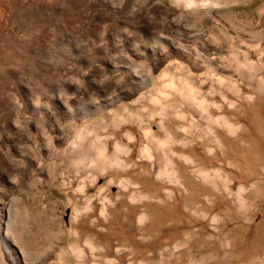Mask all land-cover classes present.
Masks as SVG:
<instances>
[{"label":"rangeland","instance_id":"rangeland-1","mask_svg":"<svg viewBox=\"0 0 264 264\" xmlns=\"http://www.w3.org/2000/svg\"><path fill=\"white\" fill-rule=\"evenodd\" d=\"M194 1L0 0V202L30 264H264V0ZM172 19L210 30L223 75L172 55L152 83L145 33Z\"/></svg>","mask_w":264,"mask_h":264},{"label":"bare ground","instance_id":"bare-ground-1","mask_svg":"<svg viewBox=\"0 0 264 264\" xmlns=\"http://www.w3.org/2000/svg\"><path fill=\"white\" fill-rule=\"evenodd\" d=\"M12 1H16V0H12ZM213 1V0H212ZM9 2V1H8ZM29 2V1H28ZM39 2V1H38ZM182 2L183 3H186L187 5H190V6H194L195 4H196V2L194 1V0H182ZM181 2V3H182ZM16 3V2H15ZM21 3V2H20ZM182 3V4H183ZM9 4V3H8ZM33 4V3H32ZM65 4V3H64ZM208 4V3H207ZM10 5H11V3H10ZM14 5V4H13ZM30 5V4H29ZM184 5V4H183ZM15 6V5H14ZM102 6V5H101ZM179 6V5H178ZM185 7V6H184ZM187 7H189V6H187ZM186 7V8H187ZM196 7V6H195ZM13 8V7H12ZM12 8H10L11 9V11H12ZM15 8V7H14ZM92 8V7H91ZM96 8V7H95ZM136 8V7H135ZM98 9V8H97ZM191 10L193 9V8H190ZM187 10V9H186ZM209 10V9H208ZM15 11V10H14ZM195 11V10H194ZM194 11H192L193 13H194ZM203 11L205 12L206 10H204L203 9ZM210 11V10H209ZM83 13H84V10L82 11ZM197 12V11H196ZM203 12V13H204ZM208 12V11H207ZM81 13V12H80ZM185 13V12H184ZM188 13V12H187ZM212 13V12H211ZM191 14V13H190ZM195 14V13H194ZM208 13H206V15H207ZM87 15V14H86ZM85 15V16H86ZM192 15V14H191ZM206 15H204V16H206ZM210 15V14H209ZM84 16V15H83ZM193 16V15H192ZM179 17V16H178ZM196 17V16H195ZM199 16L197 15V18H198ZM208 17V16H207ZM177 18V17H176ZM180 18V17H179ZM205 18V17H204ZM199 19H202V18H199ZM96 20V19H95ZM117 20V19H116ZM9 21H11V20H9ZM88 21V20H87ZM120 21V20H119ZM184 21V20H183ZM88 22H91V21H88ZM87 22V23H88ZM181 22H182V18H181ZM180 22V20H176V19H172V20H170L169 22H168V24L167 25H164V24H162L160 27H159V29H155V30H152V29H150L149 31H146V33H145V36L147 37V40H148V38H152V39H157L159 42H161V43H163L166 47H167V49L165 50V49H161L160 51H158L159 53L157 54V55H159V58L154 62V64H153V66H151L150 67V70H149V72H150V77H151V79H152V83H153V79H154V76H153V72H156V70L157 69H159V66L161 65V62L163 61V59L164 60H166V58H168L169 56H172V55H177L178 57H180L181 59H183V60H185L187 63H189V65L193 68V69H196V70H200L201 71V73H207V72H210V73H218V74H220V75H223V73L227 70L226 68L227 67H225L224 65H222L221 63H219L218 61H217V59L215 58V56H210V54H209V50H211L212 48L214 49V47H213V43L211 42V41H209L208 39H206V38H204L205 36H207V35H205L206 33H203V32H205V30L207 31L208 29H203V32H200L199 31V29L197 30V29H195V28H193V27H187V26H185V25H182V23ZM235 22V21H234ZM12 23V22H11ZM11 23L9 24V25H11ZM237 23V22H236ZM13 24V23H12ZM94 24V23H93ZM238 24V23H237ZM240 24V23H239ZM90 25V24H89ZM143 26V24H142V22L141 21H139L138 22V31L139 32H144V30H143V28L144 27H142ZM192 26V25H191ZM214 26V25H213ZM212 26V27H213ZM216 27V26H215ZM13 28V27H12ZM188 28H190V29H188ZM210 28H211V25H210ZM214 28V27H213ZM217 28V27H216ZM242 28H244V26L242 27ZM218 29V28H217ZM216 29V30H217ZM241 29V28H240ZM246 29V28H245ZM106 30H110V29H106ZM157 30V31H156ZM201 30H202V28H201ZM121 31V30H120ZM210 30H208L207 32H209ZM215 31V30H214ZM239 31V30H238ZM243 30H241V31H239L238 32V34H239V37H240V39L241 40H247L248 39V36H247V38L245 37V35H243L241 32H242ZM258 32H259V30H257ZM256 31V32H257ZM262 31V30H261ZM216 32V31H215ZM220 32H221V30H220ZM219 32V33H220ZM235 32V31H234ZM109 33V32H108ZM114 33H116L115 31H114ZM117 33H118V31H117ZM119 33H122V32H119ZM211 33H214V32H211ZM227 33V32H226ZM237 33V32H236ZM251 33H254V32H250V34ZM107 34V33H106ZM105 34V35H106ZM130 34H132V32L130 33ZM142 34H144V33H142ZM142 34H141V36H142ZM223 35L225 34V32L224 33H222ZM221 34V35H222ZM257 34H259V33H257ZM252 35V36H250V38H252V39H250V41L251 42H256L258 45L259 44H261V40L263 39V36H261V35ZM261 34V33H260ZM111 35V34H110ZM119 35V34H118ZM127 35V34H126ZM125 35V36H126ZM136 35V34H135ZM205 35V36H204ZM210 35V34H209ZM223 35H222V37H223ZM230 35V34H229ZM232 35V34H231ZM236 35V34H235ZM111 36H113V35H111ZM123 36V35H122ZM122 36H120V37H122ZM129 36H131V35H129ZM129 36H127L128 38H129ZM133 36V35H132ZM225 36V35H224ZM106 37H107V35H106ZM116 37V36H115ZM209 37V36H208ZM211 37V40L213 39L212 38V36H210ZM217 37V36H216ZM35 38V37H34ZM114 38V37H113ZM107 39V38H106ZM109 39V38H108ZM117 39H119V38H117ZM116 39V40H117ZM124 39H126V37L124 38ZM123 39V40H124ZM215 39V38H214ZM217 39V38H216ZM231 39L232 38H230V37H224V40L226 41V42H230L231 41ZM236 39H238L237 37H236ZM122 40V39H121ZM138 40V39H137ZM143 40V39H142ZM125 41V40H124ZM154 41V40H153ZM216 41V40H215ZM221 40H219L218 42H220ZM235 41V40H234ZM113 42V41H112ZM151 42V41H150ZM155 42V41H154ZM157 42V41H156ZM190 42H193V43H195V46L193 47V46H189V44L188 43H190ZM214 42V41H213ZM239 42V41H238ZM243 42V41H242ZM250 42V43H251ZM263 42V41H262ZM117 43V42H116ZM124 43V42H123ZM216 43V42H215ZM231 43H232V41H231ZM244 43V42H243ZM245 43H247L246 41H245ZM248 43H249V41H248ZM255 43V44H256ZM152 44V43H151ZM255 44H253V45H255ZM130 45H131V43H130ZM157 45V44H156ZM134 46H136V45H134ZM152 46H153V44H152ZM158 46V45H157ZM160 46V45H159ZM226 46V45H225ZM256 46V45H255ZM115 47V46H114ZM128 47V46H127ZM138 47V46H137ZM136 48V47H135ZM150 48H152V47H150ZM138 49V48H137ZM155 49V48H154ZM158 50H159V48H158ZM141 52V51H140ZM132 53V55H134V53H135V51L134 52H131ZM210 53H211V51H210ZM136 54V53H135ZM143 55V54H142ZM129 63V62H128ZM130 64V63H129ZM114 66H115V64H114ZM119 66V69L118 70H121V71H124L125 72V74L126 75H129V76H135V75H137V72H136V70L134 69V68H131V66H128V64L126 63V64H120V65H118ZM117 66V67H118ZM114 68H116V67H114ZM235 68V67H234ZM113 69V68H112ZM111 69V70H112ZM190 69V68H189ZM110 70V69H109ZM233 70V69H232ZM235 70V69H234ZM238 70L239 71H241V72H246L245 71V69L243 68V67H238ZM248 70V69H247ZM115 72V71H114ZM141 72V71H140ZM235 73V72H234ZM124 74V73H123ZM167 73L165 72V71H163L162 72V75L164 76V75H166ZM208 74V73H207ZM237 74V73H236ZM242 74V73H241ZM161 75V76H162ZM203 75V74H202ZM214 75V74H213ZM212 75V76H213ZM128 78V77H127ZM131 78V77H130ZM137 78H138V76H137ZM129 79V78H128ZM142 82V81H141ZM149 82V81H148ZM100 87V86H99ZM103 87V86H102ZM100 89H101V87H100ZM103 89V88H102ZM101 89V90H102ZM105 89V88H104ZM184 89V88H183ZM134 92H135V90H134ZM110 95V94H109ZM112 95V94H111ZM132 95H133V93H132ZM106 97H108V96H106ZM118 96H116V98H117ZM121 97H122V95H121ZM109 98V97H108ZM113 98V97H112ZM119 98V97H118ZM38 99V98H37ZM70 99H71V97H70ZM73 99V98H72ZM75 99H77V98H75ZM102 99V98H101ZM100 99V100H101ZM122 99V98H121ZM203 99H205V97L203 98ZM109 100V99H108ZM94 101H96V100H94ZM102 101V100H101ZM105 102H106V100H104ZM103 101V102H104ZM115 102V100L113 99L112 100V102ZM117 101V100H116ZM204 101V100H203ZM207 101V100H206ZM205 101V102H206ZM35 102V101H34ZM34 102H32L33 103V107H32V111H34V110H36V104L34 103ZM114 102H113V104H114ZM194 102V101H193ZM36 103H38V102H36ZM101 103V102H100ZM95 104V108H96V110L94 111L95 113H97V112H99V111H102L103 109H104V106L103 105H101V104ZM105 104V103H104ZM31 105V103H29V105L28 106H30ZM111 106V105H110ZM114 106V105H113ZM40 108V107H39ZM115 108V107H114ZM203 108H204V106H203ZM205 109V108H204ZM37 110H38V108H37ZM205 111V110H204ZM208 111V110H207ZM206 111V112H207ZM205 112V113H206ZM209 112V111H208ZM87 113V112H86ZM87 115V114H86ZM86 115H84L83 117L84 118H86ZM209 115V114H208ZM207 115V116H208ZM212 117V116H211ZM86 120V119H85ZM157 123V122H156ZM160 123V122H159ZM162 123V122H161ZM227 123H228V125L229 126H227V127H230L232 124L229 122V121H227ZM159 125V124H158ZM159 127H162L161 125H159ZM146 133L148 134V135H150V133H153L152 132V130H151V128L150 127H148L146 130ZM153 140V139H152ZM78 146V145H77ZM75 147H76V145H74V151L76 152V153H78L77 154V160H80V161H82V162H80V161H78V162H80V163H84L85 165H87L86 163H89V162H91V161H93L94 159L92 158V156H89V155H86L85 153H84V151L81 149L80 150V148H77L76 147V150H75ZM99 148V147H98ZM116 149H118V145L116 144ZM72 151V150H71ZM95 158H97V159H99V161H102V162H105V160H106V158H107V154H106V147H102V148H99L98 149V151H97V154H96V156H94ZM96 159V160H97ZM90 164V163H89ZM10 177V176H9ZM16 180V179H15ZM11 181V180H10ZM10 181L8 182V183H10ZM16 185V184H15ZM8 187H12V185H10V186H8ZM13 187H14V184H13ZM14 189V188H13ZM84 189V188H83ZM84 192V191H83ZM101 196V195H100ZM13 197V196H12ZM12 197L8 194V195H4V198L3 199H5L3 202H0V264H30V262L29 261H31L32 259V257L31 256H29V255H27L28 254V252L30 251V248H28V246H26V245H24V243H25V240L23 241L22 239H23V236H22V234H23V231H22V228H21V226H15V225H13V221H12V218H13V210H12V205H11V202H12ZM2 199V200H3ZM15 199V198H14ZM13 199V200H14ZM103 200H104V198H103ZM105 200H107V199H105ZM102 204H104V203H102ZM67 207V206H66ZM14 208V207H13ZM29 207H27V208H25V211H24V216L25 217H29L30 218V215H31V217L33 216L34 218H35V215H34V213L31 211V210H29L28 209ZM63 208V207H62ZM64 209V208H63ZM106 209V208H105ZM104 209V210H105ZM65 210V209H64ZM76 211H79L78 209H75ZM75 211V212H76ZM99 211H101V209L99 210ZM106 211V210H105ZM37 212H38V210H37ZM70 212V211H69ZM109 212V211H108ZM22 213H23V211H22ZM33 213V214H32ZM71 213V212H70ZM100 213V212H99ZM36 214V213H35ZM39 214V213H38ZM37 214V217L39 216ZM81 214V213H80ZM72 215V214H71ZM77 215V214H76ZM23 216V215H22ZM73 216V215H72ZM108 216V215H107ZM36 217V218H37ZM76 217V219H77V216H75ZM74 219V218H73ZM14 220V219H13ZM34 221V219H30V221ZM21 221V220H20ZM36 221V220H35ZM37 221H38V218H37ZM21 222H23V221H21ZM35 225V224H34ZM23 228L25 227L24 225L22 226ZM36 227V226H35ZM25 229V228H24ZM28 229V228H27ZM31 229H32V225H31ZM61 229V228H60ZM52 230V229H51ZM34 231V230H33ZM25 232V231H24ZM48 232V231H47ZM58 233V232H57ZM32 234V233H31ZM47 234V233H46ZM49 234V233H48ZM55 236V235H54ZM53 236V237H54ZM58 236V235H57ZM25 238V237H24ZM31 238V237H30ZM59 238V237H58ZM76 238V237H75ZM89 238V237H88ZM39 239V238H38ZM77 239H79V238H77ZM33 240V239H32ZM31 240V241H32ZM36 240V239H35ZM55 240V239H54ZM82 240V239H81ZM81 240H78V241H81ZM86 240V239H85ZM30 241V242H31ZM45 241V240H44ZM50 241V240H49ZM56 241H58V240H56ZM89 241V240H88ZM35 242V241H34ZM36 242H37V240H36ZM35 242V243H36ZM48 241L46 240V245L45 246H49V245H47L48 243H47ZM53 242V241H52ZM87 242V241H86ZM40 243V242H39ZM82 243V242H81ZM94 244H96V242H93ZM30 244V243H29ZM45 244V243H44ZM51 244V243H50ZM30 245H32V242H31V244ZM58 245V244H57ZM70 245V244H69ZM71 245H73V244H71ZM90 245H92L91 243H90ZM41 246V245H40ZM73 247V246H72ZM71 247V248H72ZM80 247V246H79ZM78 247V248H79ZM84 247V246H83ZM37 248V250H39L38 252H40V250L41 249H38V247H36ZM49 248V247H48ZM50 248H51V245H50ZM70 248V247H69ZM68 248V249H69ZM89 248H91V249H93L94 247H93V245L91 246V247H89ZM88 248V249H89ZM67 249V250H68ZM82 249V248H81ZM81 249H80V251H81ZM99 249V248H98ZM98 249H96L97 251H98ZM119 249V248H118ZM45 250L47 251V248H45ZM60 250H61V248H60ZM66 250V249H65ZM67 250H66V253H68L67 252ZM73 250H75V249H73ZM86 250V249H85ZM52 251V250H51ZM54 251V250H53ZM62 251H63V248H62ZM70 251V250H69ZM79 250H78V255H79V257L78 258H80V257H82L81 255H85V254H83L84 252H86V251H84V248H83V251L82 252H80ZM117 251V250H116ZM34 252V251H33ZM37 252V253H38ZM45 252V251H44ZM48 252H49V250H48ZM60 252V251H59ZM64 252V251H63ZM73 252V251H72ZM76 252V251H75ZM89 252V251H88ZM30 253V252H29ZM40 253H42V252H40ZM47 253V252H46ZM51 253V252H50ZM50 253H49V255H50ZM57 253V252H56ZM65 253V252H64ZM71 253V252H70ZM87 253V252H86ZM95 253V252H94ZM32 254V253H31ZM48 254V253H47ZM59 254V253H58ZM76 254V253H75ZM36 255V254H35ZM44 255V254H43ZM60 255V254H59ZM68 255V254H67ZM92 255V254H91ZM94 255V254H93ZM96 255V254H95ZM101 255V254H100ZM29 256V257H28ZM39 256V254H37V256H35V257H38ZM52 256V255H51ZM73 257H74V255H72ZM86 256V255H85ZM121 256V255H120ZM31 257V258H30ZM41 257H42V254H41ZM55 257V256H54ZM56 257H58V256H56ZM72 257V258H73ZM84 257V256H83ZM88 257V256H87ZM86 257V258H87ZM97 257V256H96ZM100 257V256H99ZM62 258H64L63 257V255H62ZM69 258V257H68ZM89 258V257H88ZM50 257H48V258H45L44 260H42L40 263H38V261L39 260H37V259H33V261L34 260H37V263L38 264H50L51 263V261H50ZM65 259V258H64ZM81 259V258H80ZM96 259V258H95ZM104 259V258H103ZM111 259V258H110ZM116 259V258H115ZM52 260V259H51ZM78 260V259H77ZM91 260V259H90ZM99 260V259H98ZM102 260V259H101ZM122 260V259H121ZM55 261H57V260H55ZM62 261V260H61ZM112 261V260H111ZM109 262V264L110 263H112V262ZM127 261H129V260H127ZM127 261H125V262H127ZM144 261V260H143ZM35 262V261H34ZM65 263H66V260L64 261ZM86 262V261H85ZM107 262H108V259H107ZM114 262H116V261H114ZM118 262L119 261H117L116 263L118 264ZM130 262V261H129ZM129 262H128V264H129ZM33 263V262H32ZM36 263V264H37ZM59 263V262H58ZM61 263V262H60ZM98 263V262H97ZM115 263V264H116ZM54 264V263H53ZM63 264V263H62ZM67 264V263H66ZM68 264H70V262L68 263ZM73 264V263H72ZM76 264H78V263H76ZM90 264V263H89ZM105 264V263H104ZM113 264V263H112Z\"/></svg>","mask_w":264,"mask_h":264}]
</instances>
